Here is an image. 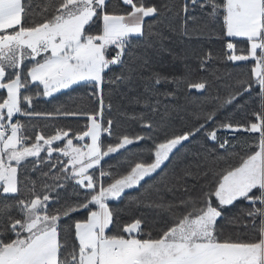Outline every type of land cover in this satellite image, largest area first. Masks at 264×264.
Segmentation results:
<instances>
[{
	"label": "snow or ice",
	"instance_id": "1",
	"mask_svg": "<svg viewBox=\"0 0 264 264\" xmlns=\"http://www.w3.org/2000/svg\"><path fill=\"white\" fill-rule=\"evenodd\" d=\"M0 264H264V0H0Z\"/></svg>",
	"mask_w": 264,
	"mask_h": 264
},
{
	"label": "trees",
	"instance_id": "2",
	"mask_svg": "<svg viewBox=\"0 0 264 264\" xmlns=\"http://www.w3.org/2000/svg\"><path fill=\"white\" fill-rule=\"evenodd\" d=\"M162 60H163L162 66L165 67V68H168L169 67L170 57L165 55V56H163ZM244 71H248V69L246 68V69H244ZM82 94H83L82 92L73 93L74 96L82 95ZM67 100H68L67 96H59V99L53 100L51 103H45L43 100H41L39 102V109L40 110L51 111L55 106H57L60 103H63L64 101H67ZM231 112H232V110L230 108V109L226 110L225 113L221 114V116L219 118L223 119L225 115H229V114H231ZM65 123H66L67 126L71 127L74 131H79L83 127V124L85 123V121L84 120L76 121L75 119H73V120L66 121ZM47 131H51V129H48ZM132 131L140 132L141 130L138 127H133ZM199 142L200 141H194L188 147L190 149L195 148ZM74 143H75V141H74ZM232 143L236 144L235 151L239 152L242 155L246 151H251V149H249L247 147V144L245 143L244 138H241L239 141L233 140ZM181 151L183 152V150H181ZM221 154H223V152ZM123 160H124L123 156H121L119 154H116L115 156H113L111 158H106V163H104V167H105V169H108L109 165H116L118 161L123 162ZM233 163H235V161H233ZM179 166H180L179 162L175 161V160L173 161V163H171L169 165V167H177V168H179ZM132 195H135V193L133 192ZM126 205H127V201H124V203L112 204L111 206L112 207H117V208H120V209H125ZM236 211H237V209H232V213H235ZM141 213L146 215L147 219H148V224L145 227V231H151L154 236L157 235L158 234V230L160 228V224L158 222V218L153 213L148 212V210L141 209L140 212H135L133 209H128L126 211H122L121 212V216L123 217L124 220H128V219H130V218H132L134 216L140 215ZM232 213H228V215H231ZM84 215H86V213H80L78 215V218H83ZM231 231H232V229L225 228V230H224L225 235H228ZM249 232H251V229H249Z\"/></svg>",
	"mask_w": 264,
	"mask_h": 264
}]
</instances>
